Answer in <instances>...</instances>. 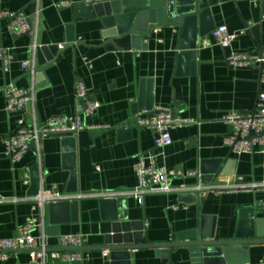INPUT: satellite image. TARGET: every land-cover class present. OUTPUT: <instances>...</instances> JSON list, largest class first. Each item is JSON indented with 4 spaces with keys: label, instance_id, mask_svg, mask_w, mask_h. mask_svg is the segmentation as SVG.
<instances>
[{
    "label": "crops",
    "instance_id": "crops-1",
    "mask_svg": "<svg viewBox=\"0 0 264 264\" xmlns=\"http://www.w3.org/2000/svg\"><path fill=\"white\" fill-rule=\"evenodd\" d=\"M62 1L72 6L58 8ZM107 1L111 0H0V11L22 13L32 23L38 21L36 42L32 34L17 36L7 21L0 25V238H15L19 228L30 221L37 226L35 236L47 237L49 252L67 251L60 246L62 236L86 237L83 262L49 258L45 264H111L110 253L98 248L105 246V238L116 223L129 225L134 243L141 234L144 244L165 245L194 231L199 236L212 233L216 239L232 240L245 211L254 212L255 220H264L263 191L180 192L199 185L264 181V144L251 153L234 154L225 143L232 128L224 121L232 112H253L264 92L259 67H234L225 61L231 53L252 55L264 50V1L231 0L213 7L216 28L227 26L237 38L227 50L216 44L212 32L200 38L194 72L188 65L184 74L178 64V27L155 26L149 35L132 39L131 50H124L105 45V28L98 18L76 19L74 5ZM128 7L131 10L137 5ZM137 18L136 13L135 25ZM259 26L257 39L252 30ZM25 62H34L35 75L31 66L24 67ZM77 79L100 104L86 124L107 128L81 132L76 136L73 155L65 150L61 138L51 137L40 145L41 165L34 150L19 162H12L6 155L4 139L23 122L31 124L33 114L40 124L76 115ZM11 84L35 89V102L24 112L6 110L4 89ZM149 108H167L180 118L196 122L172 130V144L159 151L158 163L172 174L176 192L147 196L143 205L129 197L69 201L78 206L75 212L62 216L71 221L59 226L51 224L48 205L27 201L42 192L79 195L134 189L138 185L135 165L139 156L155 148L153 132L136 123L137 116ZM36 165L39 194L30 195ZM194 172L201 178L192 176ZM71 188L77 192H70ZM104 199L118 202L117 221L111 220L110 210L102 207ZM73 217L76 220L72 221ZM132 254L129 264H191L188 248L175 249L169 257L155 248ZM234 258L246 264L264 263V243L245 245ZM31 261V251L17 250L8 252L7 260L0 264Z\"/></svg>",
    "mask_w": 264,
    "mask_h": 264
},
{
    "label": "built area",
    "instance_id": "built-area-1",
    "mask_svg": "<svg viewBox=\"0 0 264 264\" xmlns=\"http://www.w3.org/2000/svg\"><path fill=\"white\" fill-rule=\"evenodd\" d=\"M38 3V0H36ZM72 6L68 1H62L58 8ZM37 9L36 15L39 16ZM3 21L9 23L10 30L17 36L32 34L35 42L37 39L38 21L32 23L30 18L22 13L0 11V25ZM212 36L218 46L223 50L231 47L237 34L231 33L227 26H219L214 29ZM35 48L36 44H35ZM4 59V67L7 68L8 61L4 58L5 52L1 50ZM225 61L234 67L255 66L261 69V82L264 83V50H259L256 54H236L231 53L225 57ZM31 66V74L37 73L34 62H25L24 67ZM6 98V110L8 112H24L28 106L35 102V89L24 90L11 84L4 89ZM76 103L77 113L71 117H55L45 124H40L33 114L31 124L23 122L21 126L10 136L4 139L6 155L12 162H19L30 150L38 154V160L41 165L40 145L41 143L55 135L72 134L78 136L85 130L105 129L107 127H93L86 124L85 120L92 116L100 107L99 102L90 96L86 84L77 79L76 81ZM224 121L232 128L231 134L226 138L225 143L236 155L251 153L255 147L264 144V92H261L256 107L253 112L240 113L232 112L224 116ZM137 126L146 128L153 132L155 137V148L152 152L141 154L135 165L138 185L132 190L106 193H87L79 195H66L59 192H42L36 197H31L27 201L48 205L50 203L73 201L87 197L135 198L143 205L145 198L155 194H171L177 190L172 184V174L166 168L158 163L160 157L159 151L172 144L171 131L176 128H182L189 124L196 123L194 120L183 119L176 116L170 109L156 108L152 111H146L137 116ZM39 165V166H40ZM192 176L201 178L199 172H194ZM215 192L223 193L229 191H251L264 192V181L249 184L238 185H210L203 187L180 190V192ZM3 201V200H0ZM264 211V200L261 202ZM36 224L33 221L27 222L19 228L18 235L12 239L0 238V262L7 260L8 252L17 250H29L32 252L31 264H45L51 258L63 262H83L84 253L80 251L49 252L47 237L45 235L35 236ZM60 246L64 249L82 248L85 246L86 237L82 234L62 236L59 239ZM264 264V263H261Z\"/></svg>",
    "mask_w": 264,
    "mask_h": 264
},
{
    "label": "water",
    "instance_id": "water-1",
    "mask_svg": "<svg viewBox=\"0 0 264 264\" xmlns=\"http://www.w3.org/2000/svg\"><path fill=\"white\" fill-rule=\"evenodd\" d=\"M231 0H118L100 3H88L74 5L73 10L77 20L99 19L105 30L103 36L105 45L131 50L129 45L132 39L144 37L150 34L155 26H174L179 28L178 35V64L187 73L188 65L196 66L198 41L204 38L216 28L212 8L220 3ZM243 1V0H238ZM264 1V0H263ZM133 2V3H132ZM137 5L135 9H129L128 5ZM137 13V24L135 18ZM145 25H148L147 28ZM261 27L253 28L252 32L258 39ZM43 70V69H42ZM149 108L148 111H152ZM53 137L61 138L62 144L69 155L76 150V137L72 134H60ZM69 158H72L69 156ZM75 181L73 175L72 183ZM204 183V182H203ZM40 177L38 166L32 170V188L30 195L39 194ZM70 192H77L76 189ZM101 205L110 210V218L118 220L116 200H101ZM77 202H57L48 204L50 222L54 226L69 223L63 215L76 211ZM117 210V211H116ZM242 220L239 224L235 238L232 240H219L211 233L199 236L198 231L178 236L177 242L165 245L144 244L141 234L136 235L135 243L130 235L128 224H114L112 233L105 238V246L98 248L100 251L110 253L111 264H129L133 252L143 248H155L161 250L163 257H169L175 249H190L191 264H246L234 257L243 252V246L262 244L264 240L256 239V236L264 237V220H255L254 212H242ZM76 219H72L74 221ZM56 230V229H54ZM67 251H86L85 248H68Z\"/></svg>",
    "mask_w": 264,
    "mask_h": 264
}]
</instances>
